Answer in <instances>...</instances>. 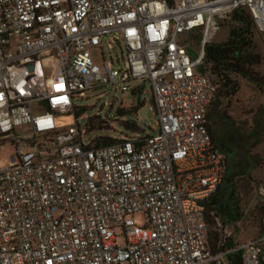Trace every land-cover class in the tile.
Returning a JSON list of instances; mask_svg holds the SVG:
<instances>
[{
    "label": "built area",
    "instance_id": "built-area-1",
    "mask_svg": "<svg viewBox=\"0 0 264 264\" xmlns=\"http://www.w3.org/2000/svg\"><path fill=\"white\" fill-rule=\"evenodd\" d=\"M238 9L264 36V0H0V143L14 149L0 167V264H230L236 252L264 264V233L226 248L233 233L216 220L213 253L205 222L227 162L208 131L204 49ZM107 36L124 46L122 69L92 59ZM132 83L148 84L157 130L91 147L75 101L117 86L134 97Z\"/></svg>",
    "mask_w": 264,
    "mask_h": 264
},
{
    "label": "rangeland",
    "instance_id": "rangeland-1",
    "mask_svg": "<svg viewBox=\"0 0 264 264\" xmlns=\"http://www.w3.org/2000/svg\"><path fill=\"white\" fill-rule=\"evenodd\" d=\"M227 38L228 20L220 23L218 32L213 34L210 39V44L221 45L226 42ZM189 43L188 54L191 59H195L199 50V42L192 38ZM254 43L256 53L261 56L262 63L253 71L257 80L261 82H247L236 78L239 85L238 93L229 99L227 109H225L227 104L225 100L216 99L211 108L210 118L215 145L228 161V177L233 182L238 181L239 187L244 186L240 192L241 204L247 212L251 211L254 204L259 201L254 182L264 183V36L256 32ZM90 52L93 61L97 64L104 60L114 68H123L125 50L119 39L117 42H113L112 38L107 36L102 42L101 52L95 49ZM42 68L47 80V87L51 90H60L62 88L61 76L55 61L51 58L44 59ZM131 85L140 88V103L147 109L148 114V119L136 121L140 129L138 133L141 136H151L157 130V118L153 112L149 86L141 83H132ZM120 90V86L114 89L103 88L96 93H85L81 99L75 101L74 104L77 107L86 109L85 114L77 118L82 130L85 129L86 119L95 115L109 123V131L86 134V141L91 142L97 137L104 136L117 140L123 137H134L135 133L125 132L120 127V122L129 119L126 117L118 118L116 115V111L119 109H129L134 97L129 92L122 94ZM222 112L226 114V117L220 115ZM36 113H40V111L38 110ZM13 150L11 141L4 140L0 143V167L9 165ZM224 201V198L220 199V215H218L222 220H225L228 213ZM135 219L138 224L143 222L141 216H136ZM226 226L228 230L234 233V225ZM237 229L236 237L239 244H245L258 236L257 223L251 219L247 218V220L238 223Z\"/></svg>",
    "mask_w": 264,
    "mask_h": 264
},
{
    "label": "trees",
    "instance_id": "trees-1",
    "mask_svg": "<svg viewBox=\"0 0 264 264\" xmlns=\"http://www.w3.org/2000/svg\"><path fill=\"white\" fill-rule=\"evenodd\" d=\"M256 28L250 15L244 9L234 11L228 20V38L221 45L208 44L204 49L203 69L202 72L208 74L213 79L216 85V94L214 101L211 103L208 112V131L212 143L215 145L214 136L211 131L210 118L211 108L214 106L216 99L226 101L225 109L228 108L229 99L233 98L239 91V85L236 78L247 82H259L254 68L262 63L261 56L256 53L254 43ZM261 82V81H260ZM140 92L135 91L136 94ZM142 103L134 106L132 103L129 109H119L116 111L118 118H128L129 120L120 122V127L129 133H137L140 129L137 126L138 111L143 107ZM73 116L79 118L86 112L84 107L73 108ZM222 117H226L224 112L220 113ZM137 121V122H136ZM110 130L108 121L101 119L95 115L87 118L85 122L86 134L93 132H107ZM119 140L112 137L104 136L97 137L90 142L93 148L108 147ZM216 146V145H215ZM227 164L228 161L226 160ZM228 169L226 168L223 180L216 192L205 203V222L209 227L208 247L213 252H217V241L219 234L213 229L216 226V220H219L222 225H234V233L228 239L226 248L239 245L236 237L237 224L247 218L257 223L258 235L264 233V202L260 200L254 204L251 211L247 212L242 208L241 190L244 186L238 185V181L233 182L228 177ZM260 182H254V187L257 188ZM224 198V204L227 208L225 220L219 218L220 199ZM230 264H241V252H236L230 257Z\"/></svg>",
    "mask_w": 264,
    "mask_h": 264
},
{
    "label": "water",
    "instance_id": "water-1",
    "mask_svg": "<svg viewBox=\"0 0 264 264\" xmlns=\"http://www.w3.org/2000/svg\"><path fill=\"white\" fill-rule=\"evenodd\" d=\"M138 103H139V96L137 95L133 100V104L134 106H137ZM137 115H138L139 120L141 121L148 119L147 109L144 106L138 111Z\"/></svg>",
    "mask_w": 264,
    "mask_h": 264
}]
</instances>
